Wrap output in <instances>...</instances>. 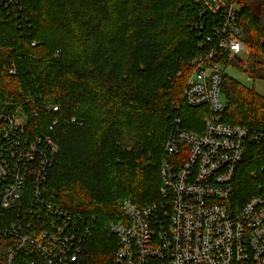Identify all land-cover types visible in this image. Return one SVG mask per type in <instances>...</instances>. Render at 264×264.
Instances as JSON below:
<instances>
[{
  "label": "trees",
  "instance_id": "1",
  "mask_svg": "<svg viewBox=\"0 0 264 264\" xmlns=\"http://www.w3.org/2000/svg\"><path fill=\"white\" fill-rule=\"evenodd\" d=\"M248 1L241 2L240 21L258 76L264 68V27ZM16 2L0 3V129L20 110L30 139L56 140L58 156L42 196L90 225L79 264H113L117 242L109 227L127 223L125 201L140 208L160 201L164 146L176 118L195 133L209 115L206 107L183 105L199 51L200 37L191 27L196 5L193 0ZM221 89L224 123L264 129V97L227 74ZM244 159L235 183L241 203L264 190V151L250 147Z\"/></svg>",
  "mask_w": 264,
  "mask_h": 264
},
{
  "label": "built area",
  "instance_id": "2",
  "mask_svg": "<svg viewBox=\"0 0 264 264\" xmlns=\"http://www.w3.org/2000/svg\"><path fill=\"white\" fill-rule=\"evenodd\" d=\"M242 1L193 0L191 27L200 37L199 51L191 61L183 105L206 107L209 115L195 133L176 118L164 146L160 201L142 208L125 201L127 223L109 227L117 242L113 264H264V190L241 203L235 187L249 148L264 151V129L227 124L221 117L223 69L249 51ZM27 135L20 110L5 118L0 129L2 264H79L90 225L42 196L58 156L56 140Z\"/></svg>",
  "mask_w": 264,
  "mask_h": 264
},
{
  "label": "rangeland",
  "instance_id": "3",
  "mask_svg": "<svg viewBox=\"0 0 264 264\" xmlns=\"http://www.w3.org/2000/svg\"><path fill=\"white\" fill-rule=\"evenodd\" d=\"M252 12L255 16L262 20L264 27V2L263 0L248 1ZM250 49L247 54L242 53L235 56L230 66L223 69V74L229 75L231 78L239 81L247 88H253L262 97H264V68L258 73V76H253L252 66L249 59ZM261 76V77H260Z\"/></svg>",
  "mask_w": 264,
  "mask_h": 264
}]
</instances>
